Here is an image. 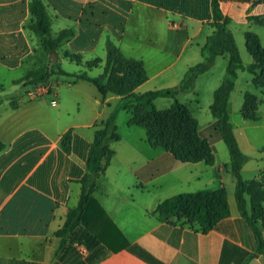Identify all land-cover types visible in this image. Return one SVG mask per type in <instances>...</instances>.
Wrapping results in <instances>:
<instances>
[{
  "label": "crops",
  "instance_id": "obj_1",
  "mask_svg": "<svg viewBox=\"0 0 264 264\" xmlns=\"http://www.w3.org/2000/svg\"><path fill=\"white\" fill-rule=\"evenodd\" d=\"M31 1L0 0V141L6 145L0 152V264H155L138 254V248L159 264H245L256 253V239L238 209L236 186H226L229 175L233 176L231 158L225 143L209 130L215 122L213 101L207 99L204 105L198 90L202 81L214 98L227 70L228 56L219 57L210 71L200 75L192 91L176 96H183L180 102L210 140L213 165L181 162L167 149L153 146L143 127L129 126L131 111L119 112L116 124L121 140L112 144L115 156L95 193L115 226L110 229L119 240L113 237L114 250L84 226L77 227L63 249L56 233L64 227L69 211L79 205L80 181L87 173L95 125L110 117L121 97L103 95L92 83L63 76L61 82L56 76L38 85H26L27 74L40 68L88 71L89 75L96 69L100 72L97 76L101 75L110 39L124 57L144 63L148 80L137 93L175 87L203 61L202 48L214 32L210 25L212 0H41L47 6L54 37L63 30H73V36L61 43L54 61L49 60L52 54L47 55L42 38L32 29ZM220 3L224 15L231 19L229 29L244 66L229 102L235 135L249 158L242 175L255 170L259 174L253 180H260L264 173V103L257 121L244 119L242 110L246 93L264 100L247 70L255 62L247 35L255 34L264 48V0ZM72 55L82 56L83 62L72 61ZM220 58L222 66L217 64ZM93 60L100 63L89 69L86 63ZM68 64L71 71L65 69ZM246 73L251 78H246ZM48 82L51 90L42 92ZM124 113L129 119L121 127ZM67 133L71 134L70 153L62 144ZM222 184L231 215L209 233L197 223L178 218L161 222L154 214L171 197L216 190ZM118 234L130 247H121ZM249 264H264V254Z\"/></svg>",
  "mask_w": 264,
  "mask_h": 264
},
{
  "label": "trees",
  "instance_id": "obj_2",
  "mask_svg": "<svg viewBox=\"0 0 264 264\" xmlns=\"http://www.w3.org/2000/svg\"><path fill=\"white\" fill-rule=\"evenodd\" d=\"M29 9L32 29L42 38L45 52L49 56L56 54L61 43L73 36V30H63L54 37L47 6L41 0H32ZM212 11L213 21L210 25L214 28V32L202 48L203 61L192 67L181 83L175 87L143 94L137 93L136 89L148 80L144 63L124 57L110 39L106 43L107 59L104 70L99 76L92 77L88 71L69 73L62 69L49 68H40L27 74L26 85L28 86L38 85L53 76H63L92 83L103 95L112 94L121 97L119 106L110 117L95 125V137L86 161L87 173L80 181L82 188L79 205L69 211L64 227L56 233L62 240L61 249L66 246L68 238L77 227L84 226L94 233L96 239L110 250H114L111 243L115 236L110 230L113 225L96 200L95 193L99 190V179L105 175L115 156L112 144L121 140L116 123L122 109L132 112L129 126L143 127L147 132L148 141L153 146L167 149L183 163L214 164L215 155L210 140L200 131L199 123L191 117L188 107L178 101L176 96L181 92L192 91L200 75L210 71L219 57L228 56L227 75L221 86L214 92L211 113L215 122L210 125L209 130L228 148L231 158L230 169L236 180L235 197L238 209L256 239V253L245 264H249L258 255L264 254V221L261 220L259 224V220L264 219V173L260 180L243 178L242 171L249 158L241 150L229 114L230 98L235 90L238 73L244 69L243 61L233 33L229 29L231 19L224 15L220 0H212ZM247 46L255 61L247 70L253 75V84L262 90L264 96V48L255 34L247 35ZM69 58L79 64L83 62L80 55H72ZM99 63V60H93L87 62L86 66L92 69ZM161 98L174 100L172 107L167 110L169 116L166 118L162 115L164 112L159 111L156 106V101ZM263 103L264 100L246 93L242 110L243 118L257 121V114ZM62 144L64 150L70 153V133L63 137ZM5 148L6 145L0 141V152ZM154 214L161 222L170 221L172 218L186 219L187 222L197 223L204 233H209L217 227L219 222L231 215L227 189L222 184L216 190L176 195L161 203ZM119 237L120 242L123 243L121 247H130L121 235ZM115 241L119 242L116 237ZM136 251L149 261L159 264L139 248Z\"/></svg>",
  "mask_w": 264,
  "mask_h": 264
},
{
  "label": "rangeland",
  "instance_id": "obj_3",
  "mask_svg": "<svg viewBox=\"0 0 264 264\" xmlns=\"http://www.w3.org/2000/svg\"><path fill=\"white\" fill-rule=\"evenodd\" d=\"M49 60H51V56H50V58H49ZM217 62V61H216ZM223 59H219L218 60V63L217 64H219V66H222V64H223ZM216 64V63H215ZM225 64V63H224ZM65 69H67L68 71H71V69H72V67H71V65L70 64H68V65H66L65 66ZM216 77H218V74H219V72H220V68L218 67L217 69H216ZM100 72H98L96 69H94L92 72H90V75H92V76H97L98 74H99ZM226 70H225V74L222 76V79H221V82H219L220 84H219V86L223 83V81H224V79H225V77H226ZM246 78H251V75L249 74V73H246ZM52 78H56V76H53ZM196 82H197V80L195 81V84H194V87H195V85H196ZM243 82V81H242ZM21 90H22V92L24 93V91H25V89L24 88H21ZM198 90H199V92L201 93V102L205 105L206 104V102H207V99H210L211 101H213V95H209V93L208 92H206L205 91V87H204V85H203V83H202V81H200L199 82V84H198ZM252 91L255 93V94H257L258 96H261V92H260V90L259 89H256L255 87H253L252 86ZM13 94V96H15V97H17V94L16 93H12ZM183 96L182 97H178L177 98V100L178 101H183ZM173 103H174V100L173 99H169V98H162V99H160L159 101H158V103H156V106H157V108L158 109H160V111L161 112H164L162 115L164 116V118H166V117H168L169 116V113L167 112V110H169L168 108L169 107H171L172 105H173ZM208 116H211L210 115V113H209V115ZM128 119H129V114L128 113H124V115H123V117H121V119H120V125H121V127H125L126 125H127V121H128ZM204 119V118H203ZM258 174H259V172H257V171H253V170H250V171H247V172H244L243 173V178L245 179V180H253V179H256V177L258 176ZM232 182V183H231ZM226 186L230 189L231 187H233L234 189H235V186H236V183H235V179H234V177L232 176V175H229V177H228V181H227V184H226ZM180 221H187L186 219H179ZM261 220H263L264 221V219L262 218V219H260L259 220V224H261ZM264 229V228H263ZM76 264H86L84 261H79L78 263H76Z\"/></svg>",
  "mask_w": 264,
  "mask_h": 264
},
{
  "label": "built area",
  "instance_id": "obj_4",
  "mask_svg": "<svg viewBox=\"0 0 264 264\" xmlns=\"http://www.w3.org/2000/svg\"><path fill=\"white\" fill-rule=\"evenodd\" d=\"M57 82H61L62 81V78L61 76H57L56 78ZM51 84L50 82H48L43 88H42V92H48L49 90H51Z\"/></svg>",
  "mask_w": 264,
  "mask_h": 264
},
{
  "label": "water",
  "instance_id": "obj_5",
  "mask_svg": "<svg viewBox=\"0 0 264 264\" xmlns=\"http://www.w3.org/2000/svg\"><path fill=\"white\" fill-rule=\"evenodd\" d=\"M55 59H56L55 54H52V55H51V60L54 61Z\"/></svg>",
  "mask_w": 264,
  "mask_h": 264
}]
</instances>
